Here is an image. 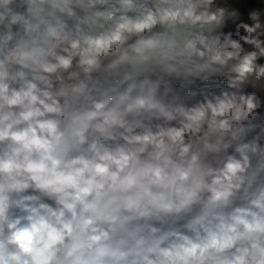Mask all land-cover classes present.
Instances as JSON below:
<instances>
[{"label":"clouds","instance_id":"obj_1","mask_svg":"<svg viewBox=\"0 0 264 264\" xmlns=\"http://www.w3.org/2000/svg\"><path fill=\"white\" fill-rule=\"evenodd\" d=\"M0 264H264V0H0Z\"/></svg>","mask_w":264,"mask_h":264}]
</instances>
